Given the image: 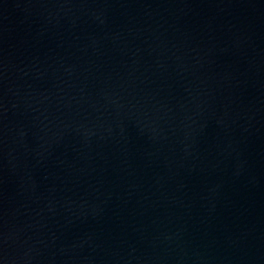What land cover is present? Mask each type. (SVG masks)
<instances>
[{
    "label": "water",
    "instance_id": "obj_1",
    "mask_svg": "<svg viewBox=\"0 0 264 264\" xmlns=\"http://www.w3.org/2000/svg\"><path fill=\"white\" fill-rule=\"evenodd\" d=\"M0 264H264V0H0Z\"/></svg>",
    "mask_w": 264,
    "mask_h": 264
}]
</instances>
